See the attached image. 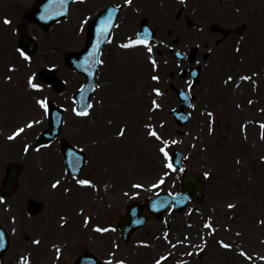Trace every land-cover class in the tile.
Instances as JSON below:
<instances>
[{"label":"rangeland","instance_id":"obj_1","mask_svg":"<svg viewBox=\"0 0 264 264\" xmlns=\"http://www.w3.org/2000/svg\"><path fill=\"white\" fill-rule=\"evenodd\" d=\"M187 1L189 6L197 7L196 14L192 16L196 21L187 36L184 30L185 21L180 23L182 26L179 28H183L185 36L180 41L168 40L160 31V27L172 24L175 20L173 12L178 8L186 9L185 7L179 4L169 6L167 0L131 2L134 6L130 9L128 17L123 19L124 28L120 30V26L116 30L107 62L105 60V64L101 66L91 114L86 119L78 120L84 131H72L71 139L80 145H85L93 139L96 141L93 146L102 159L98 161L89 156L90 162L83 174L98 177L101 194L104 192L102 198H106L101 200L100 207V221L110 232L105 235V238L109 239L106 250L113 248V238L119 240L114 222L124 213L122 206L126 204L127 198L122 191H130L128 200L131 201L137 196L146 197L154 192V188L177 190L180 185L178 174L168 167L167 158L170 149L180 147L186 151L188 162L193 167L209 174L207 194L201 202L191 204L182 214H177L181 219L190 220L189 228L186 223L181 225L180 221L182 231L195 229L193 234L196 237V254H179L186 251L181 249L176 253L179 255L173 253L175 258L168 259L164 264H264V130L258 125L264 123V0H240L237 4L246 15H251L254 24V31L244 33L238 47L234 42L235 36L228 37L219 44L216 42L219 34L213 32L216 35L213 40L207 39L206 36L203 40L202 31H199V20L208 22L210 18L207 10L213 9L210 22L226 24L232 20L236 21V18L227 17L230 12H234L228 6V1L233 0H226L221 4H218L221 0ZM31 2L32 0H29L27 4ZM108 2L110 0L76 3L73 6L72 21L40 32L41 36L44 33L47 36L49 32L54 35L53 39L46 41V50L49 51V48L55 46L64 54V51L66 53L67 50L81 47L86 36L81 35L82 32L77 34V25H84L86 30L87 22L84 20ZM159 2L161 9L168 11L169 17L160 12ZM144 4H150V7L145 8L147 14L143 12ZM144 17H148L150 21L152 18L162 19L164 24L157 28L160 36L157 35V38L152 40L147 47L148 51L133 44L125 47ZM155 23H151L152 26H155ZM59 27L67 30L65 43L61 38H56ZM172 32L176 33L177 30ZM127 36L130 37L128 41L127 38L124 40ZM75 41L80 44H75ZM197 43L204 44L200 45L202 53L210 49L212 53L207 61L202 83L197 88L198 97L193 108V118L189 124L179 128L169 114L172 104H164L160 98L162 95L158 94L156 88L163 89L165 79H171V76H167L170 72L163 71L169 67L168 60L173 58V61H177L176 70L178 65L181 66V61L175 58L174 51L171 52L172 48L185 50ZM162 49L171 56L161 54ZM13 50L14 46L11 45L10 55L4 53L3 57L8 55V59L6 60V57L0 63L2 70L15 58ZM62 54L49 57L44 62H62L63 67L59 73L67 79L73 78L68 86L71 90L79 84L81 77L72 74L65 66V54ZM154 76L156 79H153ZM163 76V81L158 82ZM2 85L5 84H0ZM166 89L171 91L169 87ZM29 117L30 115L27 118ZM24 118L15 121L8 128L24 124L27 120ZM77 124L78 122L73 123L75 130ZM105 127L108 131L104 130ZM153 132L156 135H151ZM82 134L83 137L78 138ZM7 148L8 146L0 141V153L3 155V161L0 163V186L7 173L6 162L10 160L4 161V157L7 159ZM104 167L107 168L106 172ZM40 183L43 185L45 182L41 180ZM91 197L89 190L88 198ZM111 198L116 201H110ZM110 203L113 206H110ZM196 210L201 213L200 217H195L199 216ZM172 216V213L168 214L163 222L150 221L133 237V240L138 237L148 239L147 252L143 259L145 262L151 264L167 251L162 240L154 239V233L159 230L156 227L160 226L166 235L168 226L172 225L174 220ZM6 220L8 221V217ZM205 225L211 227L207 232L203 230ZM200 231L205 232L202 235V243L199 238ZM169 234L173 237L178 235L173 231ZM132 245L133 241L128 244V248ZM80 251L79 245L69 248L67 264H70L72 256ZM120 256H126V253L121 250Z\"/></svg>","mask_w":264,"mask_h":264},{"label":"water","instance_id":"obj_2","mask_svg":"<svg viewBox=\"0 0 264 264\" xmlns=\"http://www.w3.org/2000/svg\"><path fill=\"white\" fill-rule=\"evenodd\" d=\"M185 185L189 189L190 192L200 194L203 192V181L199 176H192L191 174L185 177Z\"/></svg>","mask_w":264,"mask_h":264},{"label":"snow or ice","instance_id":"obj_3","mask_svg":"<svg viewBox=\"0 0 264 264\" xmlns=\"http://www.w3.org/2000/svg\"><path fill=\"white\" fill-rule=\"evenodd\" d=\"M5 23H10L9 21L5 20ZM102 32L104 31V29L101 30ZM134 43H144V44H147V40H138V41H135ZM125 47H128L130 45H124ZM149 51H151V48H149ZM153 79H156V77H153ZM81 115H86L87 113L86 112H82V113H79ZM31 126V125H29ZM23 129H20L18 130V132L15 134V135H19V132H22ZM151 135H156L155 132L151 133ZM14 137H9V139H13ZM161 151H163V149H161ZM168 167H172L171 164L168 165ZM81 184H87L88 182L87 181H80ZM56 185H53V187H55Z\"/></svg>","mask_w":264,"mask_h":264},{"label":"bare ground","instance_id":"obj_4","mask_svg":"<svg viewBox=\"0 0 264 264\" xmlns=\"http://www.w3.org/2000/svg\"><path fill=\"white\" fill-rule=\"evenodd\" d=\"M119 183V182H118Z\"/></svg>","mask_w":264,"mask_h":264}]
</instances>
